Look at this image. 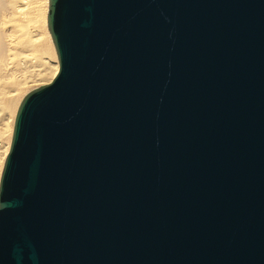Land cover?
Returning <instances> with one entry per match:
<instances>
[{
	"label": "water",
	"instance_id": "water-1",
	"mask_svg": "<svg viewBox=\"0 0 264 264\" xmlns=\"http://www.w3.org/2000/svg\"><path fill=\"white\" fill-rule=\"evenodd\" d=\"M46 27L0 264H264V0H48Z\"/></svg>",
	"mask_w": 264,
	"mask_h": 264
},
{
	"label": "bare ground",
	"instance_id": "bare-ground-1",
	"mask_svg": "<svg viewBox=\"0 0 264 264\" xmlns=\"http://www.w3.org/2000/svg\"><path fill=\"white\" fill-rule=\"evenodd\" d=\"M44 1L46 2V0H0V83H3V81L5 79H8V77L11 76V74L14 70H17V72H19L20 70L22 72H24L26 70L28 71V68H30L32 66L33 62L31 60L35 56L33 58L31 56L34 55L33 51H34L36 43L40 39V36H39V33H34L31 31V29H29L31 26L26 25L29 28L25 27V26H23L24 25L23 23L28 21V20L31 23L34 22V20H32L30 18L37 11V8L39 6L41 7V5H42L41 2H44ZM47 3L48 2H46L45 4H47ZM40 7H39V10H41ZM42 8H44V6ZM43 12H44V10H43ZM37 13H38V11H37ZM40 13H42V12H40ZM38 15H40V14H38ZM37 17H39V16H37ZM40 17H41V15H40ZM36 19H38V18H36ZM43 21H45V20L43 19ZM33 24H32V26L34 27L35 24L34 25ZM38 24H42V23L38 22ZM36 27H37V25H36ZM17 32H19V33L17 34ZM17 35H19L18 39H17ZM37 36H39V37H37ZM41 38H43V37H41ZM47 40H45V41H47ZM38 46H40V50L41 49L44 50L43 51L44 55L46 53L47 56H45V57L49 56L48 57L49 59H55V54H54L55 51L53 50L54 47H53L52 41L50 43H48L47 45L43 46V43H42L41 45L38 44ZM36 50H38V48ZM43 52H42V54H43ZM37 60L35 63L38 62ZM47 61H48V59H47ZM31 62H32V64H31ZM39 67H40V65H39ZM57 71H58V67H57L55 73L51 75L50 68H47L44 73L42 72L41 74H38V75L33 76V77L29 76L30 78H28L26 76L24 78L23 76L25 74H22V72H21L22 77H20V78L23 79V80H21V82H18L15 85H10V87H6V86H8V84L4 85V83H3V86L0 87V95L2 96V97L0 96L1 97L0 110L2 112H4V114L7 118L2 119L1 125L6 126L8 121H7V123H3V121L4 120L6 121L8 118L14 119L16 109H17L18 104L20 102V100H19V102L17 103L16 98H19L18 94L20 95V93L23 92L21 90L24 89L23 87L25 85H27V84L29 85V83H32V84L34 83V85H39L42 82H44V83L50 82L54 78ZM49 75H51V76L49 77ZM34 85H32V86H34ZM25 88H26V86H25ZM0 134L3 135V132ZM1 137L2 136H0V138ZM9 142H10V140H8L7 143H9ZM0 165H1L0 166L1 167L0 172H1L3 164H0Z\"/></svg>",
	"mask_w": 264,
	"mask_h": 264
},
{
	"label": "rangeland",
	"instance_id": "rangeland-1",
	"mask_svg": "<svg viewBox=\"0 0 264 264\" xmlns=\"http://www.w3.org/2000/svg\"><path fill=\"white\" fill-rule=\"evenodd\" d=\"M45 2V1H44ZM44 2H41V7H40V9L41 10H39V7L37 8V11H38V13H37V11L34 13V15L30 18V19H32V20H34V24H35V26L33 27L32 26V24L33 23H31V22H29V20L28 21H26V22H24L22 25L23 26H25V27H28V26H31L29 29H31V31L32 32H34V33H39V36H40V39L38 40V42L36 43V45H35V48L37 49L38 48V50H36L35 48H34V51H33V56H31L33 59L31 60L32 62H33V64H32V62H31V64H32V66L30 67V68H28V71L26 70V71H24V72H22L21 70L19 71V72H17V70H14L13 72H12V74H11V76H9L8 77V79H5L4 81H3V83H4V85L6 84H8V86H6V87H10V85H15L16 83H18V82H21V80H23L22 78H20V77H22L21 75L22 74H25L23 77L25 78V76L26 77H28V78H30L29 76H36V75H38V74H41L42 72L44 73L45 71H46V69L47 68H50V73H51V75L52 74H54L55 73V71H56V69H57V67H58V63H57V59H56V54H55V52H54V54H55V59H49L48 57H45V56H47L46 55V53H45V55H44V50H40V46H38V44L39 45H41L42 43H43V46L44 45H47L48 43H50L51 42V38H50V36H49V33H48V31H47V27H46V13H47V4H45L46 2H48L47 0H46V2L44 3ZM45 4V5H44ZM47 5V6H46ZM44 6V8H42ZM43 10H44V12H43ZM40 12H42V13H40ZM37 14V15H36ZM38 14H40L41 15V17H40V15H38ZM43 15V16H42ZM37 16H39V17H37ZM34 17V18H33ZM43 17V18H42ZM36 18H38V19H36ZM42 18V19H41ZM41 19V20H40ZM43 19L45 20V21H43ZM38 20V21H37ZM42 21V22H41ZM36 22V23H35ZM38 22H40V23H42V24H38ZM30 24V25H29ZM33 24V25H34ZM26 25H28V26H26ZM36 25H37V27H36ZM40 25V26H39ZM34 30H33V29ZM42 31V32H41ZM47 31V32H46ZM19 32H17V34H18ZM18 36L19 35H17V39H18ZM39 36H37V37H39ZM41 37H43V38H41ZM49 41H48V40ZM45 40H47V41H45ZM40 41V42H39ZM46 42V43H45ZM53 50H54V48H53ZM41 51V52H40ZM39 52V53H38ZM42 52H43V54H42ZM38 59V60H37ZM47 59H48V61H47ZM36 60L38 61L37 63H35L36 62ZM45 60V61H44ZM40 63V64H39ZM42 64V65H41ZM39 65H40V67H39ZM56 65V66H55ZM37 68V69H36ZM21 72H22V74H21ZM53 72V73H52ZM51 75H49V77L51 76ZM17 81V82H16ZM3 83H0V87H2L3 86ZM46 83H48V82H42V83H40L39 85H34V83L32 84V83H29V85L27 84V85H25L26 86V88H25V86L23 87L24 89L23 90H21V91H23V92H21L20 93V95L18 94V96H19V98H16L17 99V103L19 102V100L21 101V99H22V97L27 93V92H29L30 90H32V89H34V88H36V87H38V86H41V85H43V84H46ZM32 85H34V86H32ZM1 96V95H0ZM2 97V96H1ZM1 97H0V100H1ZM1 107V106H0ZM4 115V116H3ZM3 118H7L6 116H5V114H4V112H2L1 110H0V125H1V123H2V119ZM7 121H8V123H7ZM3 123H7L6 124V126H0V133H2L3 132V135H1L0 134V136H2L1 138H0V164H4V159H5V156H6V154L8 153L7 151L9 150V145H10V142L9 143H7L8 142V140H10L11 139V135H12V129H13V123H14V119H12V118H8L6 121L4 120L3 121ZM3 127V128H2ZM3 129V130H2ZM6 133V134H5ZM10 138V139H9ZM3 140V141H2ZM9 144V145H8ZM5 151V152H4ZM4 152V153H3ZM4 156V157H3ZM4 158V159H3ZM3 161H2V160ZM1 166V165H0ZM1 168V167H0ZM1 173V172H0Z\"/></svg>",
	"mask_w": 264,
	"mask_h": 264
}]
</instances>
